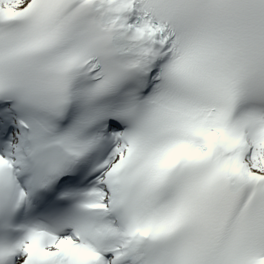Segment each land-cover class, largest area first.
Listing matches in <instances>:
<instances>
[{
  "label": "bare ground",
  "instance_id": "bare-ground-1",
  "mask_svg": "<svg viewBox=\"0 0 264 264\" xmlns=\"http://www.w3.org/2000/svg\"><path fill=\"white\" fill-rule=\"evenodd\" d=\"M29 2V0H12L10 6L11 8L14 7H19V6H23L25 4H27Z\"/></svg>",
  "mask_w": 264,
  "mask_h": 264
}]
</instances>
